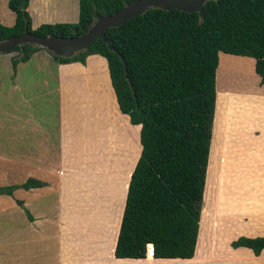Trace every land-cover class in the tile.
Here are the masks:
<instances>
[{
	"label": "crops",
	"instance_id": "crops-1",
	"mask_svg": "<svg viewBox=\"0 0 264 264\" xmlns=\"http://www.w3.org/2000/svg\"><path fill=\"white\" fill-rule=\"evenodd\" d=\"M6 1L0 0V24L11 27L15 14ZM48 1H28L32 29L77 23L78 0ZM45 55L53 64L55 87L51 90L43 78L38 82L44 88L34 93L18 82L20 71H12L16 52L0 53V65L5 68L0 70V80L14 75L7 89H0L5 91L0 93V188L18 187L28 180L44 183L40 188H16L11 196L0 195V264H167L177 260L174 264H264V249L256 256L249 248L231 246L240 237H264V84L255 73L253 58L228 55L233 58L223 64L218 59L194 256L149 262L114 256L129 181L142 150L140 125H132L120 112L103 57L89 55L83 65L58 64ZM244 59L251 64L256 85L231 88L230 78L239 81L245 75L240 68ZM36 73L29 78H39L41 74ZM219 95L226 109L222 119L217 113ZM45 102L53 106L55 118L48 127L42 118ZM106 116L116 129L105 132L108 140L101 139L106 145L100 150L90 136L99 133ZM125 125L134 130H127L131 139L123 133ZM129 141L136 145L134 156L122 144ZM207 186L206 230L200 240ZM92 222L102 227H93ZM200 243L203 249L198 253Z\"/></svg>",
	"mask_w": 264,
	"mask_h": 264
},
{
	"label": "trees",
	"instance_id": "trees-1",
	"mask_svg": "<svg viewBox=\"0 0 264 264\" xmlns=\"http://www.w3.org/2000/svg\"><path fill=\"white\" fill-rule=\"evenodd\" d=\"M132 1L78 0L77 23L32 29L28 4L21 10L20 0H8L15 22L11 27L0 24V41L20 36L25 29L42 37H75L94 22L93 9L100 16L112 15ZM105 36L115 52L95 40L87 51L70 59L50 54L58 64L84 65L89 55L103 57L120 112L132 125L141 127V155L129 181L114 256L149 262L191 259L206 180L219 53L253 58L255 73L264 84V0L208 1L202 22L197 13L148 9L108 29ZM39 49L16 47L13 70ZM112 113L119 118L114 109ZM43 186L28 180L18 187L0 188V195L11 196L16 188ZM209 189L207 186L204 195L200 240L206 230ZM146 244L153 245V253L146 255ZM231 246L249 248L258 256L264 249V237H240Z\"/></svg>",
	"mask_w": 264,
	"mask_h": 264
},
{
	"label": "water",
	"instance_id": "water-1",
	"mask_svg": "<svg viewBox=\"0 0 264 264\" xmlns=\"http://www.w3.org/2000/svg\"><path fill=\"white\" fill-rule=\"evenodd\" d=\"M208 1L217 0H133L123 6L122 9L112 15L100 16L93 9L94 22L83 34L75 37L38 36L25 29L20 36L0 41V53H12L16 47L20 49L24 45H30L47 50L56 57L70 59L75 55L87 51L95 40L105 43L111 52H115L111 43L106 39L105 32L108 29L117 28L127 21L143 15L148 9H160L162 11L177 10L183 13H197L200 22L203 21V7ZM27 0H20L19 7L24 10Z\"/></svg>",
	"mask_w": 264,
	"mask_h": 264
},
{
	"label": "rangeland",
	"instance_id": "rangeland-1",
	"mask_svg": "<svg viewBox=\"0 0 264 264\" xmlns=\"http://www.w3.org/2000/svg\"><path fill=\"white\" fill-rule=\"evenodd\" d=\"M3 1L4 0H2V2ZM52 3H53V0H51V2H49V1L47 2V4H52ZM0 5L2 6V4H0ZM6 54H9V53H6ZM45 54L52 56L49 52L45 51V49H39L36 52V55L33 54L34 56L32 55L31 58L27 62L20 63L19 68L16 66L17 68L15 69V71H17V70L20 71V77H19L18 82L20 81V83L23 85V87H27L28 89H33L34 93L38 89L44 88L43 82H38V81L42 80L43 78H46L47 85L50 87L51 90H54L53 87H55V77H54L53 64H52V61H50L49 59L44 57ZM219 56H220L221 64L225 63V61L227 60L226 58H233V57H230L228 55H223V54H220ZM16 58H18L17 52H16V57H14L13 59H16ZM244 60H246V61H241V64L243 66L242 67L239 66V67L241 68V71H243V73H245V75L242 78H240L239 81H237L233 77L230 78V80H233V81H231L232 82L231 88L236 86V87H239L240 89H245V88L250 89L253 87V84L256 85V82L254 81L255 77L251 76V73H252L250 70L251 64L250 65L248 64V62H247L248 59H244ZM11 64H12V61H11ZM4 69H5L4 66L0 65V70H4ZM12 71L15 72L13 70V68H12ZM34 71L41 74L39 76V78H34V79L29 78L30 74ZM238 71H240V70H238ZM1 72H3V71H1ZM13 76L14 75H12V77ZM12 77L9 80L8 79H1L0 80L1 81L0 82V89L6 90L8 82L9 81L11 82L13 80ZM245 83H247V84H245ZM245 85H247V86L245 87ZM0 93H1V95H3V93H5V91H1ZM27 99L34 100V96L27 95ZM222 99H223V96L219 95L218 96V104H217V113H218L219 117H221V119L223 118L224 111H226V109H224V107H222ZM105 100L107 101V96L105 97ZM105 107H107V106H105ZM220 108H221V110H219ZM53 113H54L53 106L50 105L49 103L45 102L44 113H42L43 114L42 118L44 120L43 125L45 127H48L52 123L55 122V118L53 117ZM106 114H108V108L106 109ZM108 117L109 116H106V122L107 123H105L104 126L99 130V133H91V136H90V139L94 140L96 145H98L97 149H100V150L104 149L105 145H106L103 141H101V139L104 138L105 141L108 140V138H107L108 134L105 135V132L113 133L114 130L116 129L114 127L115 124H113L111 122V117L110 118H108ZM107 118H108V120H107ZM108 122L110 123L109 125H108ZM125 130L123 131L124 135L128 134L129 138L131 139L132 136H130V133L127 132V130H130V131H134V130L129 129L128 127L125 128ZM134 138H136L135 133H134ZM122 144L123 145L125 144L124 145L125 146V152L129 153V155H132V156L136 155V145L134 147V144L131 143L130 141L128 143L126 142V143H122ZM98 167L102 168V165H99ZM99 175H102V173ZM115 178L116 177L113 176L111 179V182H114ZM206 197H207V202H208V200L210 199V189L206 193ZM205 219H206V217H205ZM90 225L93 227H102L101 223L92 222V223H90ZM202 249H203V244L200 246V248L198 245V248H197L198 253H201ZM175 262H178V261H175ZM167 264H174V262H170Z\"/></svg>",
	"mask_w": 264,
	"mask_h": 264
},
{
	"label": "built area",
	"instance_id": "built-area-1",
	"mask_svg": "<svg viewBox=\"0 0 264 264\" xmlns=\"http://www.w3.org/2000/svg\"><path fill=\"white\" fill-rule=\"evenodd\" d=\"M146 251H147V253L149 251H153V245L152 244H146Z\"/></svg>",
	"mask_w": 264,
	"mask_h": 264
},
{
	"label": "clouds",
	"instance_id": "clouds-1",
	"mask_svg": "<svg viewBox=\"0 0 264 264\" xmlns=\"http://www.w3.org/2000/svg\"><path fill=\"white\" fill-rule=\"evenodd\" d=\"M152 253H153V251H152ZM148 253H147V251H146V255H147Z\"/></svg>",
	"mask_w": 264,
	"mask_h": 264
},
{
	"label": "flooded vegetation",
	"instance_id": "flooded-vegetation-1",
	"mask_svg": "<svg viewBox=\"0 0 264 264\" xmlns=\"http://www.w3.org/2000/svg\"><path fill=\"white\" fill-rule=\"evenodd\" d=\"M28 4V3H27Z\"/></svg>",
	"mask_w": 264,
	"mask_h": 264
}]
</instances>
